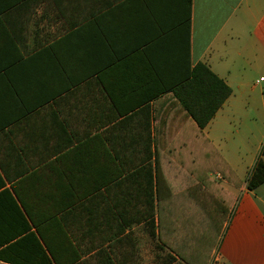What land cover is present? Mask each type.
<instances>
[{
	"label": "crops",
	"instance_id": "crops-1",
	"mask_svg": "<svg viewBox=\"0 0 264 264\" xmlns=\"http://www.w3.org/2000/svg\"><path fill=\"white\" fill-rule=\"evenodd\" d=\"M200 63L232 89L203 133L246 179L264 145V88L257 103L249 81L264 82V0H0L6 258L152 264L157 165L178 194L171 180L200 157L185 112ZM223 186L236 201L219 264H264V184Z\"/></svg>",
	"mask_w": 264,
	"mask_h": 264
},
{
	"label": "trees",
	"instance_id": "trees-1",
	"mask_svg": "<svg viewBox=\"0 0 264 264\" xmlns=\"http://www.w3.org/2000/svg\"><path fill=\"white\" fill-rule=\"evenodd\" d=\"M192 76L193 81L185 88L193 89L195 93L201 91L199 94L201 99L200 104L197 105L195 101L194 104L187 103L189 111L185 112L201 131L200 157L198 162L195 161L194 171L191 163L183 165L189 169L190 173L193 172L194 178L190 177L184 181L186 188L179 197L176 192H172L168 181L161 178L158 163L155 171L156 178L151 183V189L155 191L153 202L157 201L160 213L161 190L167 189L168 211L170 215H172L171 211H174L175 217L169 226L158 225L160 226L158 228L154 225L151 234L157 240V248L165 250L168 246L186 264H207L216 247L212 243L216 232L215 223L221 217L224 219L228 216L227 221L229 220L231 207L236 201V197L223 186L222 182L225 181L237 188L246 184L250 191H255L264 184V145L247 178L242 180L203 133V129L232 95V89L204 63L194 68ZM196 151L197 149L195 153ZM184 152L191 153V149H184ZM212 173L219 174L221 181L212 179L210 177ZM7 251L9 249L0 250V261L8 264L58 263V261H52L42 248L43 254L39 259H9L6 258ZM174 260L170 254L166 264H172Z\"/></svg>",
	"mask_w": 264,
	"mask_h": 264
},
{
	"label": "rangeland",
	"instance_id": "rangeland-1",
	"mask_svg": "<svg viewBox=\"0 0 264 264\" xmlns=\"http://www.w3.org/2000/svg\"><path fill=\"white\" fill-rule=\"evenodd\" d=\"M255 76H256V78H259V76L257 74H253L250 77L249 81L251 83V86H253V85L256 86V91L253 93L252 99H253V101L259 103L260 102V99H261L262 89L264 88V82L260 81L261 84L257 86L256 85V82L257 81H256ZM251 110L252 111H244V110H241L239 112L243 116L245 114H250V115L259 114V111H256L254 108H251ZM244 125L245 124L240 125L238 127V124H235V127L236 128L233 130V134H235V132H236L237 129H240V130L243 131L245 129V126ZM232 138H235V135H233ZM210 177L212 179H214V180L221 181L219 175H217V174H213L212 173V174H210ZM241 179L242 180H245V177L243 176V177H241ZM185 181H186V179H185ZM171 183H172L174 189H176L177 192H179L181 190L177 194V196L179 197V195L182 194L181 192H183L184 189L186 188V187H184V183H183L182 187H179L178 186V183H180V181H178L176 179H172L171 180ZM222 184L224 185V182H222ZM160 209H161V212L160 213L158 212V223H159L158 225H160V226L168 225L169 226V223L171 221H173V217H175L174 216V211H171L172 215H170V211H168L169 206H167V208H165V210H163L161 208V204H160ZM158 210H159V208H158ZM227 217L228 216H226L224 219L221 217L215 223L216 224V228H215L216 232L214 233V237L212 238V243H213V245L215 244L216 247L213 250V252L211 253L210 258H209L207 264H219V261H218L219 254L222 255L223 254V250H224L223 244H224L225 234L227 232V230L225 229L224 226H225V224L227 222ZM160 226H158V228ZM218 232H220V233H218ZM155 246L157 247V245L153 244V257H152L153 259H152V264H164V260H161L160 258L155 257L156 254H159V252H161L159 250V248L157 249V248H155ZM163 251H164L165 255H166V253H168L169 255L171 254L172 257H174V259L176 261L175 264H186L168 246H166L165 247V250H163ZM164 253H163V255H164Z\"/></svg>",
	"mask_w": 264,
	"mask_h": 264
},
{
	"label": "built area",
	"instance_id": "built-area-1",
	"mask_svg": "<svg viewBox=\"0 0 264 264\" xmlns=\"http://www.w3.org/2000/svg\"><path fill=\"white\" fill-rule=\"evenodd\" d=\"M219 261V260H218Z\"/></svg>",
	"mask_w": 264,
	"mask_h": 264
}]
</instances>
